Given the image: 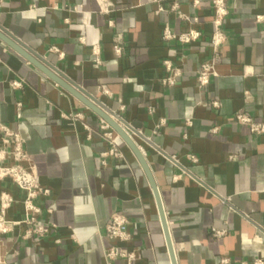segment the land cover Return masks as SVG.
I'll return each instance as SVG.
<instances>
[{
    "label": "crops",
    "instance_id": "1",
    "mask_svg": "<svg viewBox=\"0 0 264 264\" xmlns=\"http://www.w3.org/2000/svg\"><path fill=\"white\" fill-rule=\"evenodd\" d=\"M110 1L104 14L95 0H0V32L131 137L157 186L176 264H264V134L235 120L242 113L264 122V0H227L217 76L202 89L196 75L212 57L211 0ZM165 28L201 36L182 46L162 39ZM165 60L181 70L173 87L162 84ZM100 119L0 40V123L21 136L23 166L50 191L37 204L52 210L42 217L53 227L39 240L23 239L24 225L0 235V264H108L111 245L134 252L133 264H171L147 177L120 138L123 158L102 156L109 144ZM1 192L14 200L7 219L21 221L24 193L8 180ZM114 213L127 219V238L111 243Z\"/></svg>",
    "mask_w": 264,
    "mask_h": 264
},
{
    "label": "built area",
    "instance_id": "2",
    "mask_svg": "<svg viewBox=\"0 0 264 264\" xmlns=\"http://www.w3.org/2000/svg\"><path fill=\"white\" fill-rule=\"evenodd\" d=\"M99 11L104 14H108L113 11L115 5L110 0H95ZM160 2L164 0H159ZM193 5L198 4V0H192ZM212 6V19H211V32L209 36V46L212 50V57L202 62L199 66L196 75V84L199 89H202L209 85L211 79L217 76L215 67L219 58V50L226 41V36L223 31V25L226 17L228 16L227 0H211ZM176 7H174V10ZM177 18L184 22L192 23L196 22L195 18H190L184 14L176 12ZM200 32L196 29H190L180 34L172 33L168 28H165L162 33V39L164 41H176L182 46H188L200 39ZM57 52L56 49H52ZM114 52L119 55L121 48L118 46L114 47ZM96 64H99V59L95 53ZM163 67L166 72V76L162 79V84L167 87H173L177 79L181 75V70L174 67L168 60L163 61ZM12 88H19L21 83L13 82ZM213 108H218L219 104L213 102L211 104ZM18 111H20V104L17 105ZM18 118L20 114L18 113ZM73 119L81 120V116L76 114L73 115ZM235 120L238 124L246 126L249 132L253 135L264 134V122H255L252 117L237 113ZM192 120L185 119V127H191ZM86 129L87 126H85ZM99 129L105 131V137L109 144V150L102 154L104 158L112 157L115 159H122L123 155L119 151L116 141L119 139L117 133L110 128V126L100 119ZM214 129L212 132H215ZM187 138V135H183ZM0 182L8 180L15 185L20 191L24 193V199L22 200L23 207V219L21 221H11L7 219V211L10 209L14 200L10 194L6 192L0 193V235H6L12 231L14 226L24 225L25 232L23 239L39 240L45 238L50 231L52 226L43 219V213L50 215L51 209L43 211L37 204V200L41 197L47 198L50 196V191L43 188L36 174L35 168H25L23 162L26 161L27 155L24 149V141L21 136L11 128L0 123ZM174 163V159H169ZM189 160L192 163L197 162V158L190 155ZM105 166V161L101 162ZM127 223V219L119 214L114 213L111 217L109 224L106 226V237L113 243L115 241H123L127 238V235L123 231L124 226ZM106 263L110 264L116 259H120L124 264H133L137 256L134 252L125 251L116 246H109L104 253ZM221 264H227L226 259H222Z\"/></svg>",
    "mask_w": 264,
    "mask_h": 264
},
{
    "label": "water",
    "instance_id": "3",
    "mask_svg": "<svg viewBox=\"0 0 264 264\" xmlns=\"http://www.w3.org/2000/svg\"><path fill=\"white\" fill-rule=\"evenodd\" d=\"M0 40L3 43H5L8 47H10L12 50H14L16 53H18L20 56H22L24 59H26L30 64H32L34 67H36L40 72H42L44 75H46L54 83H56L62 89L67 91L70 95H72L74 98H76L78 101H80L85 107H87L92 112H94L96 115H98L103 121H105L117 133L119 138L130 148V150L133 152V154L137 158L141 168L143 169V171L147 177V180L149 182V185L153 191V195L155 197V201H156L157 208H158L159 215H160V220H161L163 232H164L165 239H166L168 252L170 255V259H171V264H176L175 255H174V251L172 248V243H171L169 233H168V229H167L166 218H165V214H164V210L162 207V203L160 200V196H159L157 186H156L155 181L153 179L152 173L148 167V164L146 163V160L142 156L138 147L132 141L131 137L124 131V129L115 120H113L109 115L104 113L92 100H90L86 96H84L75 87L69 85L68 83L63 81L61 78L57 77L50 70H48L45 66L40 64L27 51H25L22 47H20L13 40L8 38L6 35L2 34L1 32H0Z\"/></svg>",
    "mask_w": 264,
    "mask_h": 264
}]
</instances>
